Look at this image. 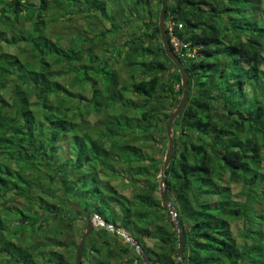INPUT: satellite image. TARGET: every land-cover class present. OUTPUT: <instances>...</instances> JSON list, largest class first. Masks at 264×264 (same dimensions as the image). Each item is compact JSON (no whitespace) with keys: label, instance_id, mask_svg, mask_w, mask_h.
I'll return each instance as SVG.
<instances>
[{"label":"trees","instance_id":"1","mask_svg":"<svg viewBox=\"0 0 264 264\" xmlns=\"http://www.w3.org/2000/svg\"><path fill=\"white\" fill-rule=\"evenodd\" d=\"M161 4L0 0V264H76L89 213L128 232L154 264H177L160 189L183 87L161 39ZM59 15L68 45L54 30ZM171 19L195 54H178L189 100L166 171L184 264H264V0H170ZM122 30L121 44L104 41ZM123 241L97 226L83 264H143Z\"/></svg>","mask_w":264,"mask_h":264},{"label":"water","instance_id":"2","mask_svg":"<svg viewBox=\"0 0 264 264\" xmlns=\"http://www.w3.org/2000/svg\"><path fill=\"white\" fill-rule=\"evenodd\" d=\"M169 1L170 0H162L161 10H160V15H159V29L161 32V39L163 42L166 55L173 61V63L176 65V67L178 68L181 74L183 97L178 107L176 108V110L173 113H171L168 119V122H167V136L169 139V148L165 155V160H164V164L162 167L164 182L160 190V197L162 201V206L168 212H170V214L174 217V226L177 229V234L179 238V248L177 251V264H183L184 263V249H185L184 228H183V225L178 221L177 212L174 209L172 201L167 195L166 171L174 155V148H175V138L173 135L174 123L176 119L178 118V116L183 111V109L186 107L188 100H189V75L180 57L171 47L169 39H168V32L166 28V16H167V9H168ZM86 222H87V225H86L85 231L82 234L80 243L76 250V264H83V254H84L85 246L87 244L88 237L91 235L95 226L97 225H100L103 228L123 237L126 240V242L129 243L138 252L140 257L142 258L143 264H154V262L150 259L149 255L146 253V251L141 247V245L136 240H134L130 236V234L126 233L121 228L115 225H112L108 222H105L99 215L95 213H89L86 217Z\"/></svg>","mask_w":264,"mask_h":264},{"label":"rangeland","instance_id":"3","mask_svg":"<svg viewBox=\"0 0 264 264\" xmlns=\"http://www.w3.org/2000/svg\"><path fill=\"white\" fill-rule=\"evenodd\" d=\"M129 7H133V4L130 5ZM114 9H115V6L110 4L109 11H113ZM115 14L117 15V13H115ZM59 19H61L62 22L59 25L57 24V26H55L54 30L57 31L56 33H61L62 34V36H63L62 37V43L64 45H68L70 43V40L72 38L73 33L68 29V27H70V25H66V21H65L64 17L59 15ZM107 25H108V27L111 26L109 23ZM71 26L77 28L78 30H82L84 26L86 27V25H79L78 22L76 21V19H74L71 22ZM95 27L97 28L98 26H95ZM125 34L126 33L123 32V30H122V31H120L118 33L117 36H115L113 38H111V37L105 38L104 37V41L110 42L111 44H114L113 42H115L117 44H121L123 42V40L125 39ZM93 36H94V33H91L90 37H93ZM92 41H93L92 42L93 44H97V45L100 44L101 45V48H100L101 50L104 49V44L102 42H99L98 40L97 41L92 40ZM94 49H95L94 50L95 52L101 53V50L99 48L94 47ZM110 49H113V48H110ZM110 52L111 53L108 54V55H112L114 53L112 51H110ZM104 56H107V54H105ZM122 56L123 57H122V59H120V62H118L116 64L117 65L116 69L120 72V74H121V76L123 78V77L127 76V73L124 70V66L127 63L123 60V58L125 56V53H123ZM65 79H66V77H61L60 78V80L63 81V82L65 81ZM91 90H92V84H89V87H88L87 91H85L86 95L89 96V97L92 96V94H93V92ZM155 145H157V144H154V150L158 148V146H155ZM167 150H168V143H165V152H164V155L162 156L163 158H165ZM122 185H123V187L121 188V192L124 193L126 196L131 197L132 196V190L129 187H125L126 185L124 183H122ZM74 259H75V257H74Z\"/></svg>","mask_w":264,"mask_h":264},{"label":"built area","instance_id":"4","mask_svg":"<svg viewBox=\"0 0 264 264\" xmlns=\"http://www.w3.org/2000/svg\"><path fill=\"white\" fill-rule=\"evenodd\" d=\"M177 27L179 29L183 28L182 24H178L175 20L171 19L169 22H166V28H167V32L170 33L171 36V40H170V45L173 48V50L177 53V54H181L183 56H192L194 57L195 54L189 50H187L185 52L186 49H188V45L183 43L181 41V39L175 34V31L177 29Z\"/></svg>","mask_w":264,"mask_h":264},{"label":"clouds","instance_id":"5","mask_svg":"<svg viewBox=\"0 0 264 264\" xmlns=\"http://www.w3.org/2000/svg\"><path fill=\"white\" fill-rule=\"evenodd\" d=\"M170 42V41H169ZM179 56V55H178ZM183 97V96H182ZM182 97H181V99H182ZM181 101V100H180ZM180 101L178 102V104H177V107H178V105H179V103H180ZM188 104V103H187ZM176 107V108H177ZM176 108H175V110H176ZM174 110V111H175ZM184 110V109H183ZM173 111V112H174ZM172 112V113H173ZM182 113V112H181ZM173 135H174V131H173ZM168 148H169V143H168ZM168 151V150H167ZM167 153V152H166ZM164 160H165V158H163ZM164 160H163V164H164ZM163 167V166H162ZM162 171V170H161ZM163 174V173H162ZM162 177H163V175H162ZM166 180H167V177H166ZM164 182V181H163ZM166 183H167V181H166ZM163 185V184H162ZM234 187H235V185H234ZM162 188V187H161ZM161 190V189H160ZM168 195V194H167ZM169 197V196H168ZM171 200V199H170ZM172 201V200H171ZM172 204H173V202H172ZM174 206V205H173ZM175 209V208H174ZM176 210V209H175ZM177 212V211H176ZM170 213V212H169ZM172 216V215H171ZM172 218H173V221H174V217L172 216ZM178 219V218H177ZM179 221V220H178ZM86 225H87V222H86ZM97 226H100V225H97ZM97 226H95V228L97 227ZM86 228V227H85ZM94 228V229H95ZM176 228V227H175ZM184 228V227H183ZM241 228H242V223L241 222H236V223H234L233 224V230L234 231H236L235 233L237 234V238H240V236H239V234H240V230H241ZM123 230V229H122ZM85 231V230H84ZM124 231V230H123ZM126 232V231H125ZM126 233H128V232H126ZM92 234V233H91ZM129 234V233H128ZM185 235V234H184ZM120 236V235H119ZM131 236V235H130ZM132 237V236H131ZM185 237V236H184ZM123 238V237H122ZM133 238V237H132ZM134 239V238H133ZM135 240V239H134ZM126 241V240H125ZM184 264V263H183Z\"/></svg>","mask_w":264,"mask_h":264},{"label":"flooded vegetation","instance_id":"6","mask_svg":"<svg viewBox=\"0 0 264 264\" xmlns=\"http://www.w3.org/2000/svg\"><path fill=\"white\" fill-rule=\"evenodd\" d=\"M123 240H124V241H123V244H124V243H127V242L125 241V239H124V238H123ZM150 259H151V258H150Z\"/></svg>","mask_w":264,"mask_h":264}]
</instances>
